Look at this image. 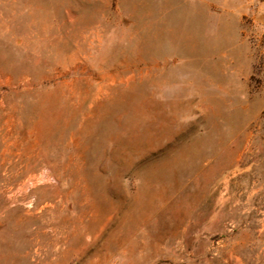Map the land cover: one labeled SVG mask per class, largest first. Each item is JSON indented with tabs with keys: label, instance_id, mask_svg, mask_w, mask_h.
I'll return each instance as SVG.
<instances>
[{
	"label": "rangeland",
	"instance_id": "374dc122",
	"mask_svg": "<svg viewBox=\"0 0 264 264\" xmlns=\"http://www.w3.org/2000/svg\"><path fill=\"white\" fill-rule=\"evenodd\" d=\"M264 0H0V264H264Z\"/></svg>",
	"mask_w": 264,
	"mask_h": 264
},
{
	"label": "crops",
	"instance_id": "0c3cea01",
	"mask_svg": "<svg viewBox=\"0 0 264 264\" xmlns=\"http://www.w3.org/2000/svg\"><path fill=\"white\" fill-rule=\"evenodd\" d=\"M248 18L250 31L264 33V1H255L251 4V13Z\"/></svg>",
	"mask_w": 264,
	"mask_h": 264
}]
</instances>
